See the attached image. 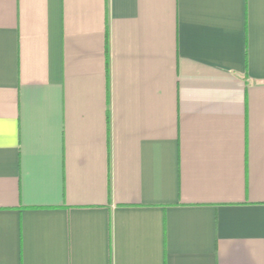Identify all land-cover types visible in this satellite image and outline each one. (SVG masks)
I'll list each match as a JSON object with an SVG mask.
<instances>
[{"label": "crops", "instance_id": "0c3cea01", "mask_svg": "<svg viewBox=\"0 0 264 264\" xmlns=\"http://www.w3.org/2000/svg\"><path fill=\"white\" fill-rule=\"evenodd\" d=\"M0 264H264V0H0Z\"/></svg>", "mask_w": 264, "mask_h": 264}]
</instances>
